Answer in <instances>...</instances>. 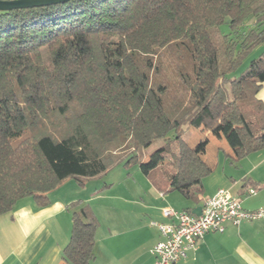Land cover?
<instances>
[{
    "label": "trees",
    "instance_id": "obj_1",
    "mask_svg": "<svg viewBox=\"0 0 264 264\" xmlns=\"http://www.w3.org/2000/svg\"><path fill=\"white\" fill-rule=\"evenodd\" d=\"M263 43L264 0H69L0 11V215L26 197L45 207L63 182L85 185L121 162L138 163L162 192L202 199L193 187L215 170L202 156L209 134L226 139L236 162L264 148V52L233 75ZM167 49L179 86L161 67ZM192 127L209 132L194 146ZM68 208L64 258L90 264L99 218L84 200Z\"/></svg>",
    "mask_w": 264,
    "mask_h": 264
},
{
    "label": "crops",
    "instance_id": "obj_2",
    "mask_svg": "<svg viewBox=\"0 0 264 264\" xmlns=\"http://www.w3.org/2000/svg\"><path fill=\"white\" fill-rule=\"evenodd\" d=\"M258 97L264 102V83ZM256 153L260 156L261 152ZM263 165L261 157L250 168H231L223 178L206 184L204 179L196 194L203 198L228 188L244 208L258 209L264 205ZM67 181L50 193L49 205L40 207L32 197H26L17 202L12 212L0 215V264H68L63 253L72 231L68 205L78 199L85 203L92 200L84 195L71 197L68 190L63 191ZM250 187L257 189L255 195L246 193ZM130 190L112 209L108 204H91L100 224L95 237V258L90 264H155L151 248L162 236L152 222L169 221L162 208L192 211L202 204V199L184 196L187 202L179 201L174 196L178 191L162 192L152 181L145 192L149 199L139 200L136 189ZM107 208L110 210L106 216ZM197 247L189 258L175 264H264V220L245 221L240 226L229 225L224 232L206 233Z\"/></svg>",
    "mask_w": 264,
    "mask_h": 264
},
{
    "label": "rangeland",
    "instance_id": "obj_3",
    "mask_svg": "<svg viewBox=\"0 0 264 264\" xmlns=\"http://www.w3.org/2000/svg\"><path fill=\"white\" fill-rule=\"evenodd\" d=\"M227 28V26L222 27L223 30H226ZM168 52L169 49H167L166 52L163 51L161 53V67H163L164 74L166 77H168L167 79L173 82V85L179 86L180 81L176 79L175 73V59ZM263 52L264 43L253 49V51L247 56L243 63H241L242 65L239 66V68L237 69V71H235V73H233V75H240L249 66V62H251L254 58L258 57ZM183 91H185V89L181 88L180 92ZM185 131V136L188 140V143L193 146L196 145L197 142H199L201 137H204L206 134H208L204 130L193 127L186 128ZM208 137L209 142H207L208 145L206 148V152L202 156L208 162L215 165V170L205 178V180L203 181L204 184H206V182L210 180L223 178L226 173H229L226 171L232 170L231 168H234V170H236V168H250V166H253V163L256 160L259 161L261 157H264L263 148L259 151H256L261 152L259 153L260 156L258 155V153L253 152L241 158L239 162H236L228 156V154L231 153L232 150L224 137L218 138L217 136L212 134H209ZM162 143H164L163 140H157V142L154 141L150 144H147V146L141 147L137 151L138 155L140 156L139 159L143 161L148 160V157H150L151 153L159 148ZM131 150L132 149H121L119 152L121 154H126ZM225 168H227L228 170H226ZM163 169L171 170L170 168H161L159 170ZM67 182V185L65 187H62V190H68L71 197H79V195H84L92 200L86 203H90V205L94 204L95 206H98L100 204L105 206L106 204H108L112 209V206L114 207L116 204L118 205L122 202L123 196H128L129 192L131 191L130 187L132 189H136V197L139 200L141 198L149 199V195L145 194V192L147 190V187L149 186V183H151V180L143 172H141L138 163H134L132 164V166H126L124 162H121L111 167L108 171H106V173L102 175L84 180L85 185H80L79 182L74 178L69 179ZM106 186L108 188H106ZM199 189V186H194L193 192H198ZM174 194V196H178L179 201H186V199L178 192H175ZM163 205L164 203L162 204V206ZM108 210L110 209L107 208L105 212H108ZM107 214H109V212L105 213L106 216Z\"/></svg>",
    "mask_w": 264,
    "mask_h": 264
},
{
    "label": "built area",
    "instance_id": "obj_4",
    "mask_svg": "<svg viewBox=\"0 0 264 264\" xmlns=\"http://www.w3.org/2000/svg\"><path fill=\"white\" fill-rule=\"evenodd\" d=\"M257 189L250 187L248 195ZM228 188H220L202 198L198 216L190 210L162 208L167 222H152L161 232L160 240L151 248L155 264H175L189 258L209 232H224L229 225L240 226L245 221L264 220V205L255 210L244 208L242 201Z\"/></svg>",
    "mask_w": 264,
    "mask_h": 264
},
{
    "label": "water",
    "instance_id": "obj_5",
    "mask_svg": "<svg viewBox=\"0 0 264 264\" xmlns=\"http://www.w3.org/2000/svg\"><path fill=\"white\" fill-rule=\"evenodd\" d=\"M69 0H0V11H10L19 8H34L40 6H47L62 2H67ZM202 206L192 208V212L196 215H200L202 212Z\"/></svg>",
    "mask_w": 264,
    "mask_h": 264
}]
</instances>
